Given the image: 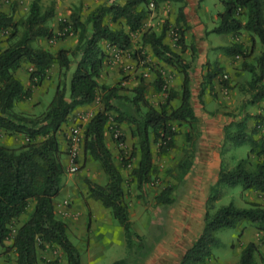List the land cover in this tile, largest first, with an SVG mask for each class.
Masks as SVG:
<instances>
[{"label": "trees", "instance_id": "1", "mask_svg": "<svg viewBox=\"0 0 264 264\" xmlns=\"http://www.w3.org/2000/svg\"><path fill=\"white\" fill-rule=\"evenodd\" d=\"M40 1L33 0L27 16L18 20L15 19V4H11L8 11L0 10V32L11 30V36L14 37L23 28L18 39L0 48V128L11 134L22 133L26 137L23 143L16 146L0 143V245L14 248L17 264H38V247L44 244L60 247L69 264H82L80 251L69 235L68 223L56 214L55 199L61 191L65 173V151L60 145L59 131L75 108L92 103L100 92L102 107L85 126L83 151L100 164L107 180L102 184L85 178L88 194L109 208L125 230L128 255L112 264H140L153 246L134 229L124 187L125 177L106 142L105 131L114 111V119L118 123L132 126L130 133L137 138V142L130 156H139V161L132 169L131 177L137 187L142 188L159 175L152 143L159 144V154L167 153L175 145L178 133L173 121L187 123L186 146L183 148V158L176 166L175 177L185 180L192 170L202 129L200 118L191 102L192 64L182 54L190 47L192 61L197 57L194 40L187 43L186 32L192 28L185 13L187 0L112 1L97 6L85 18L71 14L70 19L60 21L63 34L57 36L63 38L74 34L77 42L73 48L60 47L56 51L34 45L38 38H51L54 35L48 21L55 16L56 9L50 5L42 10ZM165 1L179 3L175 31L178 33L176 45L181 51L175 50L165 41L170 24H165L160 33L151 28L144 29L150 12L149 5L153 3L157 9ZM219 1L224 9L218 13L219 22L210 32L247 30L253 46L256 37L262 45L254 62L246 60L253 48L248 53L242 43L236 42L222 48L243 57V67L251 74V102L263 100L264 0ZM108 16L113 22H122L123 25L119 28L111 27L106 22ZM137 31L142 32L143 46H149L159 61L178 69L182 74L180 91L169 89L166 101L158 107L147 98L148 84L144 79L133 88L132 96H122L119 87L99 81L106 60L102 42L106 41L122 51L129 50L132 47V33ZM138 52L135 56L140 59ZM23 63L32 67L29 79L33 85L42 84L54 64H58L64 78H68L70 72L69 86L60 82L49 105L37 116L15 110L17 100L32 94L31 87L26 88L16 74ZM205 64L206 70L202 74L199 91L201 102L206 90H213L215 80L225 69L218 63L213 66H209V62ZM154 84L158 91L165 90V82L159 72ZM221 84L228 86V80L222 78ZM176 97L180 98V102L172 106V100ZM244 127L243 122L239 123V133L231 137L238 142L247 141L250 144V153L257 156L255 167L249 169L246 158L239 160L233 168L221 164L218 180L210 188L209 201L221 197L223 185L253 190L264 198V129L258 121L250 133ZM226 133L229 138L228 129ZM122 140L124 137L116 139V142ZM173 191L172 184L162 188L156 197L157 203L172 205L175 202ZM32 203L33 209L28 218L13 232L11 224L27 213ZM241 221H247L264 231V203L252 200L249 206L240 207L231 201L213 212L207 207L203 230L186 250L179 264L206 263L211 255V246L219 244L215 232L221 228L235 227ZM11 238L12 243L7 245V240ZM258 252L257 243L248 242L241 251L238 264H259ZM261 258L264 264V258Z\"/></svg>", "mask_w": 264, "mask_h": 264}, {"label": "rangeland", "instance_id": "2", "mask_svg": "<svg viewBox=\"0 0 264 264\" xmlns=\"http://www.w3.org/2000/svg\"><path fill=\"white\" fill-rule=\"evenodd\" d=\"M32 1L33 0H0V10L8 11L10 5L15 4V19H22L27 16ZM112 1L124 2L125 0H41L40 3L42 10H45L50 5H54L56 9L55 16L48 21L54 31V35L51 38L40 37L34 42V45L36 47L42 46L52 51H56L60 47L73 48L77 42L76 35L69 34L63 38L57 36L63 34V31L59 26L60 21L70 19V15L74 13L85 18L87 14L97 6ZM207 1L208 4L210 3L212 10L215 8V5L218 4L216 0ZM178 6L179 3L175 1H165L157 9L150 4L148 7L150 12L146 19L144 29L151 28L157 33H160L165 24H170V29L167 31L165 41L175 50L181 51L180 47L176 45L178 33L175 31V20L177 17ZM216 17L217 18L214 19L215 25L219 22L218 14ZM106 22L114 28H119L123 25L122 22H113L109 16L106 18ZM191 25L193 28V24ZM192 28L186 32L188 44H190L192 40L195 42V35L191 31ZM22 31L23 28H21L18 34L14 37L11 36V30L1 31L0 48H5L18 39ZM209 33L210 31L206 28L205 35H208ZM233 36L239 39V42L237 43H242L248 53L253 48L252 53L246 57V60L254 62L256 56L262 49L258 37H256V40L259 41L260 48L256 46V42L254 46L252 44L251 48V38L247 30L235 32ZM193 37L194 39H192ZM224 38H227V36H224ZM224 38L222 40H224ZM207 42L209 43V50L213 54L216 52V56L221 53V51L228 53L224 48L221 50L213 48L211 46V40L207 39ZM227 43L228 44L225 46L236 42L229 40ZM147 47L148 46H143L142 44V32L137 31L132 33V47L129 50L105 52V69H107L108 81L104 83H107L110 86L119 87V94L122 96H132L134 94L133 88L141 79H144L148 84L147 98L153 105L158 107L161 103L166 101L167 91H169V89L177 86L179 89L178 91H180L182 74L178 69L162 61L153 60L149 55ZM136 51H139L138 54L140 59L135 56ZM182 54L187 61H191L193 73L195 70L196 59L192 61L190 47H188L185 52H182ZM241 59L242 60H240L236 66H232L228 70L224 69L223 73L215 80L213 90H206L202 96V102L200 101V96L198 94L197 100L195 101L196 113L200 118L201 129H203L206 124H209L214 118L218 117L219 114L231 117L232 121L223 128L224 142L221 145V164L226 168H233L239 160L246 158L247 167L253 169L257 162V156L250 153V144L247 141L238 142L239 140L236 141L231 136L239 133V123L242 122L245 124L244 129L249 133L254 129L257 121L261 122V128L263 130L264 99L251 102L252 95L249 90L251 74L244 69L242 56ZM206 62H209V66H213L214 63L220 64L217 60L210 58H208ZM205 63L199 68L201 74L206 70ZM235 63V60H233V64ZM73 69L74 67L71 71H73ZM105 69H103L100 77L106 73ZM31 70L32 67H30L28 63H23L16 72L23 83H25V87H31L32 94L30 97L17 100L15 103V110L26 115L37 116L49 105L55 94L56 87L60 82H65L67 86H69L68 81L70 72L68 78H64L63 71L60 72L58 64H54L49 70L48 77L42 82V84L33 85L29 79V73ZM158 72L165 82V90L158 91L155 88L154 83ZM179 77L180 79L177 80ZM222 78L228 80V86H223L221 84ZM34 88L36 91L33 90ZM100 96L99 92L97 98L93 101L98 104V110L102 107ZM179 102L180 98L176 97L172 100V106H177ZM72 114L73 112L71 115ZM81 114L82 113L73 114L72 117L70 115L69 118H72L73 123L67 133L62 132L64 138L67 139L65 149L62 148L63 142L61 143V140L60 145L65 151V173L62 179V188L69 180L81 189V196L83 198L85 196L84 190H87L88 192L85 178H90L102 184L106 182L107 178L100 164L90 156L84 154V129L88 121L87 118L81 116ZM114 115H116L115 111L108 122L105 137L108 134L115 142L116 139L124 137V140L119 143L116 142L115 147L111 150L116 164L119 166V169L125 177L124 187L129 205L130 218L133 221L134 229L140 233L151 246H154L162 239H165L170 232V241L173 243L175 236L178 237V240L172 247L182 243L181 245L183 248L185 246L188 248L193 241L187 240V245L183 243L182 240L186 237L184 231L189 223L191 227L196 228L198 223L194 221V218L197 217L199 207L197 204H193L191 200L185 201V187L189 174L195 168L196 159L192 170L186 176L185 180L181 181L178 179L179 177H175V173L177 172L176 166L184 155L183 148L186 146L185 132L188 131L189 128L187 123L173 121L174 127L178 133L175 137V145L171 147L167 153L159 154V144L155 142L152 143L154 161L159 168V175L152 180V182L145 184L142 188H138L136 182L133 181L131 177V171L138 164L139 156H130L133 150V145L137 142V138L131 136L130 132L132 126L124 122L118 123L117 120L114 119ZM75 128L79 130L78 134L80 140L78 142V155L73 159L70 155L69 149L72 144L71 134ZM227 129L230 135L229 138L226 137ZM59 139H61V134H59ZM25 140L26 137L22 133L11 134L0 128V143L2 144L16 146L23 143ZM72 160H74L76 164V170L74 171L71 170ZM170 184L174 185L172 196L175 198V202L170 206L158 204L156 201L158 193L162 188ZM221 191L222 195L216 201H209V191V194L205 199L204 215L202 221L201 217L199 219L201 223L200 226H198V230L195 231V236L198 231L200 233L203 230L207 207L213 212L217 207L228 204L231 201L240 207L249 206V202L252 200L264 203V198L259 197L258 193L253 190H243L240 186L231 187L223 185L221 186ZM64 197V192L60 191L57 198L62 200L61 205L66 207L71 206V200ZM55 208L56 214L58 211L63 212V210L60 209V206L56 207L55 205ZM87 208L86 219L82 222V228L85 230L83 232L85 233H76L74 226L69 228V235L80 251L82 264H112L115 260L126 257L128 255V248L126 244L125 230L120 222L112 216L111 221L101 219L99 222L95 221L93 223L92 212L89 207ZM32 209L33 203L30 205L27 213L13 221L11 224L13 232H15L16 228L28 218ZM70 224L71 223H68V226ZM250 225L251 224L247 221H241L235 227L218 229L215 232V235L219 239V244L211 246V255L208 261L204 264H238L242 249L248 242H250L247 240L250 236V232L245 238V234H241V229L244 227L245 230ZM254 228L261 233V235L256 237L258 240L257 245L259 247L257 260L259 264H262L261 257L264 258V231L256 227ZM248 230L250 229L248 228ZM246 240L247 242L245 243ZM6 243L7 245H10L12 243V238L8 239ZM163 252L166 253V251ZM38 258V264H69L64 251L55 245H40L38 247ZM16 259L17 254L14 248H6L5 246L0 245V264H17ZM142 262L143 260L140 261V264H142Z\"/></svg>", "mask_w": 264, "mask_h": 264}, {"label": "crops", "instance_id": "3", "mask_svg": "<svg viewBox=\"0 0 264 264\" xmlns=\"http://www.w3.org/2000/svg\"><path fill=\"white\" fill-rule=\"evenodd\" d=\"M206 1L207 0H202L200 2L199 0H188L187 5L185 7V13L187 19L191 24H193V28L191 31L195 35V44L198 49L196 63H195V70L192 73L193 83H192L191 102L195 108V111H196L195 101L197 100L200 83L202 81V74L199 69L201 68L202 64H204L208 58L215 59L220 63L221 66L225 67V69L228 70L232 66H236V64L240 60H242L241 56H239L236 53H226L224 51H221V53H219L216 56L215 55L216 52H214L213 54L209 50V43L207 42V39L211 40V46L213 48H217L220 50L222 49V47L228 44L227 42L229 40H232L233 42H239V39L233 36L235 33L233 31L221 32V33L210 32L208 35H205V29L207 28V30L210 31L215 26L214 19H216L217 14L223 10V5L221 4V2L216 0L218 4H216L215 8L212 10L210 3L208 4V1L207 2ZM224 36H227V38H224ZM223 38L224 40H222ZM255 42H256V46L260 48L259 41L256 40ZM250 44L252 48V44H253L252 41H250ZM102 45L105 52L107 51L118 52L119 50L114 46H110L106 41H103ZM147 50L149 52L150 57L153 60L156 61L159 60L153 54L149 46L147 47ZM233 60H235L236 62L235 64H233ZM105 67H106V62L104 69ZM106 70L107 69H105V72ZM178 79H180V77L177 78V80ZM99 81L101 83L108 81L107 72L103 74L101 77H99ZM174 89L179 90L177 86L174 87ZM33 90L36 91L35 88ZM97 108H98V104L92 102L90 104L78 106L73 111V114L75 115L82 113L81 116H85L87 118V121H89L91 117L95 114V112L98 110ZM73 114L71 115V117L73 116ZM231 121H232L231 117L225 116L223 114H219L218 117L214 118L209 124H206L203 127L202 134L198 138L196 165L193 171L189 174L185 187V201L191 200L193 204H197V206L199 207L197 217L194 218V221H196V223L198 224L196 228H193L189 223L187 228L185 229L184 232L186 237L182 241L186 245H187L186 243L187 240L190 241L192 240L194 242L196 240V237L201 233V232L199 233L198 231L195 236V231L198 230V226H200V223L204 215L205 199L209 194L211 186L218 180L221 159H222L221 145L224 142L223 128H225V126L229 124ZM72 123H73L72 118L71 119L69 118V120L63 123V125L61 126V131L59 132V134H61L60 140L61 143L63 142L62 143L63 149H65V146L67 144V139L64 138L62 132L67 133ZM106 142L111 149L116 145V142L108 134L106 135ZM61 192H64V196H65L64 198L71 200L72 205L68 207L63 206L61 205L62 200L56 198L55 200L56 207L60 206V209L63 210V212L58 211L57 215L58 217L64 219L67 223H71L69 225V228L71 226H74L75 227L74 230H76V233L78 234L85 233L83 232L85 230L82 228V222L86 219V210H88L87 207H89L92 212L93 223L95 221L99 222L101 219L106 221L112 220L111 217L113 215L109 208L105 207L100 200L90 197L87 190H84L85 196L82 198L81 189H79L78 186L76 184H73L71 181L68 180L66 182ZM200 217H201V221L199 220ZM248 228L250 230H248ZM243 230L244 227H242L241 229V234H245L244 236L245 238L247 235H249L248 233L250 232L251 237L249 236L247 238L248 241H254L258 244V240L256 236L261 235V233L255 230V228L251 225L247 227L244 231ZM169 235L165 239H162L159 243H156L153 246L152 251L147 253L145 258L143 259L142 264H179L180 263V261L184 256V253L193 244V242L190 246H188V248L187 246L183 248L181 245L182 243L180 245L177 244L175 245V247H172L173 244L178 240V237L175 236L173 243L172 241H170ZM247 240L245 241V243L247 242ZM163 251H166V253Z\"/></svg>", "mask_w": 264, "mask_h": 264}, {"label": "built area", "instance_id": "4", "mask_svg": "<svg viewBox=\"0 0 264 264\" xmlns=\"http://www.w3.org/2000/svg\"><path fill=\"white\" fill-rule=\"evenodd\" d=\"M153 5V3H151ZM226 76V75H225ZM78 129L75 128L73 131H72V134H71V140H72V144L70 146V155L71 157L74 159L77 157L78 155V142L80 140V136L78 134ZM71 170L74 171L76 170V164H75V161L72 160L71 162Z\"/></svg>", "mask_w": 264, "mask_h": 264}]
</instances>
